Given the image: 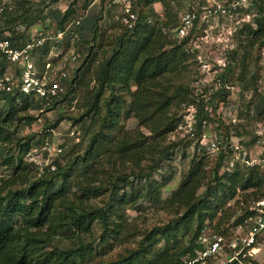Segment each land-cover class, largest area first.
Here are the masks:
<instances>
[{"label":"trees","instance_id":"trees-1","mask_svg":"<svg viewBox=\"0 0 264 264\" xmlns=\"http://www.w3.org/2000/svg\"><path fill=\"white\" fill-rule=\"evenodd\" d=\"M236 1L227 0V4ZM76 2L68 1L64 11L57 7L48 13L56 21V28L63 29L75 15ZM104 2L87 0L84 14L72 20L79 66L66 81V95L45 110H56V119L53 123L46 120L49 122L44 130L54 129L64 118L62 115L67 114L74 124H80L85 135L91 132L82 154L70 158L65 165L56 160L54 171L44 168L43 173L38 174L34 163L24 161L34 136L18 138L14 133L19 125L30 126L35 118L21 115L16 101L23 103L24 111L34 107L38 113L43 103L20 91L0 92L5 107L0 110V166L10 171L8 176L0 177V264H90L95 256L83 239L93 237L95 226L100 228L96 245L113 246L125 238L130 239L133 235L127 229L126 211L137 210L141 201L159 203L166 186L164 181L150 180V176L178 146L176 141L165 145L163 139L177 127V114L171 113V109L185 103L186 107L195 108L198 135L204 121H216L208 110L214 101L218 99V103L228 96L227 89L221 88L205 102L206 98H191L184 86L176 84L186 70L183 65L195 55L191 46L186 47L205 26L198 14L189 36L178 40L170 35V30L166 31L169 26L172 30L178 26L189 3L178 14L171 15V10L166 8L163 20L155 8L161 0H136L132 5L138 17L135 28L126 30L116 20L120 32L112 36L107 33L113 30V25L108 31L99 32L101 15L107 10ZM14 4L15 9L4 14L0 38L3 31H7L12 45L21 47L30 41L27 29L39 20L43 9L33 10L27 2L19 0H14ZM95 5L97 9L93 8ZM252 8H255L253 2L248 9ZM77 19L80 24L75 26ZM173 24L175 26H171ZM244 28L250 45L264 48V8L258 7L256 16ZM99 50L103 56L98 62ZM49 51L50 46L42 50L39 64ZM7 63L0 55V77ZM91 68L94 69L92 77H83ZM220 80L227 82V74H221ZM239 81L243 83L242 78ZM81 88L86 90L84 94L80 93ZM76 96L75 109L83 102V112L74 117L75 109L70 111L69 107ZM125 97L130 99L128 109H124ZM258 99L256 108L262 116L264 97L258 96ZM58 108L62 111L58 112ZM122 115L136 120L150 135L146 137L137 131L114 135ZM185 115L182 114L181 119ZM219 124L220 136L235 137L243 148L252 146L253 142L245 140L243 134L233 128L235 124ZM60 147L63 153L64 146ZM215 160L216 165L207 171L204 158L194 156L189 172L164 203L176 211L172 224L154 227L142 236L134 250L98 264H184L194 252L197 231L204 223L216 222L218 228L238 209L244 210L264 197V173L256 168H243L233 174H220L222 154L218 153ZM143 163H146L145 168ZM236 196H240V200L223 209ZM99 201L101 206L97 205ZM217 202L220 205L214 210L212 205ZM68 231H71L68 239L77 240L78 246L69 249L55 246V239Z\"/></svg>","mask_w":264,"mask_h":264},{"label":"rangeland","instance_id":"rangeland-1","mask_svg":"<svg viewBox=\"0 0 264 264\" xmlns=\"http://www.w3.org/2000/svg\"><path fill=\"white\" fill-rule=\"evenodd\" d=\"M19 1L27 2L29 7L33 8V10L43 9L39 20L27 29V32L32 35L36 32L49 31L56 28V21L53 20L51 13H48L57 7L62 11L66 10L68 1L72 0ZM162 1L163 0H161L155 8L158 14L162 16L160 19L164 20L166 17V8L171 10V15L178 14L183 8H186L191 0H164L165 3L169 5H164ZM85 2L87 3V0H77L74 6L76 13L69 19L67 24L71 23L75 17L84 14ZM251 2L255 3V8L240 10L237 15L232 18L221 19L215 17L199 19L200 22L203 21L205 23V26L201 30H198V37L194 42L186 47L189 49V46H191L195 50V55H192L183 65L186 67V70L176 80V84L184 86L190 93L191 98H195V96L198 95L197 93H200L202 95L201 98H206L205 102L211 98L216 90L226 88L228 96L224 100L219 99L220 102L218 103L216 102L218 99L215 100L212 107L208 109L209 112L214 114L216 121L214 123H209L210 126L206 128V131L211 135L216 134L217 137H221L218 131L219 123L224 124V126L235 124L233 128L243 134L245 140L253 142V146L260 139L261 135L264 134V115L260 116L256 108V104L259 100L258 96L264 97V48H259L256 44L254 46L250 45L244 27L245 24L252 22L253 17L256 16L258 12V7L264 8V0H251ZM93 3H95V0H93ZM93 8L97 9V6L95 5ZM101 16L102 18L99 23L100 33L108 31L112 25L114 26L113 30H110L107 34H112L113 36L120 32L119 25L116 21V13L113 10L103 11ZM171 26L175 25L173 24ZM168 30H170L169 33L171 35L172 28L170 26L166 29V31ZM71 32L76 34L75 31ZM73 38L74 35H69L65 38V53L77 49V39L73 40ZM107 50L108 48H106V51ZM101 53V50H99L97 57L98 62L103 56ZM40 56L41 55L37 57L38 60ZM205 65L207 68H204ZM6 69L5 72H10L7 67ZM92 74H94L93 68L83 77L86 76V78L89 79L92 77ZM221 74H227V82H222L220 80ZM241 78L243 79V83L239 81ZM134 89L135 88H132V90ZM85 91L86 90L83 88L80 89L81 94H84ZM107 95L108 92L106 93V96ZM125 98L127 105L124 109H128L130 106V99L128 97ZM28 103L31 102L29 101ZM16 104L23 110L22 108L24 105L20 100H17ZM82 104L83 102H81L80 108H74L75 110L72 112L74 117H77L83 112ZM186 105L187 103L180 104L171 109V113L177 114V127L171 133L164 135L163 139L165 145L176 141L178 146L170 152L166 160L162 161L150 176V180L158 182L164 181L166 184L165 188L161 191L159 203L151 204L148 201H141L137 210H127L125 213V218H127L126 223L128 224L127 229L133 236L130 237V239H123L121 243H114L113 246L107 245L105 247L104 245H96V238L100 233V228L95 226L93 237H85L83 239L86 246L93 249V256H95L94 261L90 264L106 262L115 259L118 255L127 250H134L138 247V242L145 233L150 232L156 226H164L168 223L172 224L175 221L176 211L164 206V203L170 198L172 193L178 189L184 176L189 172L191 161L194 156H196V158H204L207 171H211L216 165L215 157L218 156V153L206 155L202 152L197 154L194 142L187 139V133L184 130L185 124L183 123V119H181V115L187 114V109L192 106L186 107ZM2 108H5L4 101L0 97V110ZM21 110H19L21 115L27 114L35 118V121H33L30 126L29 124L19 125L15 129V132L14 128L12 129L18 138L34 136L30 151L24 157V161L28 164L34 163L37 166L38 174L43 173L42 170H44V168L50 169L51 166L55 167L54 162L51 163L50 160L53 156L49 155L47 151L43 149L45 142L50 144L53 149L60 147V145L64 146L63 153L57 157L54 156L52 159V161H60L62 165H65L70 158L82 154L87 148L91 132L85 135L80 124H74L73 120L69 119L67 114L62 115L64 118L57 123L54 129L44 130V125L49 122L46 120H50V122L53 123L56 119L55 112L42 115L38 113L34 107H29L28 110H23V112ZM193 110L195 111V108H193ZM38 120H40V122H38ZM71 130L75 131V136H70ZM128 131H137L145 134L146 137L150 135L147 130L138 126L136 120L122 115L120 117L119 127L113 134L118 136ZM255 137H257V139ZM232 138L236 140L235 137ZM12 151L16 153L17 149L12 148ZM47 162L50 166L46 165ZM142 167L145 168L146 163H143ZM219 173L222 174L221 170ZM8 174H10V171L0 166V177L8 176ZM203 191L204 189L200 190L199 194ZM219 196H222V194H219ZM240 198V196H236L235 199L229 201L223 209L234 206L235 202L240 200ZM97 205L101 206L100 201L97 202ZM219 205L220 202L213 204V209L215 210L216 206ZM212 224H216V222ZM70 233L71 231H68L59 235L55 239L54 245L62 249L77 247V240L68 239L71 235ZM179 235H182V231Z\"/></svg>","mask_w":264,"mask_h":264},{"label":"built area","instance_id":"built-area-1","mask_svg":"<svg viewBox=\"0 0 264 264\" xmlns=\"http://www.w3.org/2000/svg\"><path fill=\"white\" fill-rule=\"evenodd\" d=\"M99 1L101 0H95V2ZM135 1L105 0L104 4L107 10L116 13V20L123 28L132 31L138 20L132 7ZM250 4L251 0H238L232 4H227V0H191L187 9L181 14L178 26L172 30V34L177 39L189 36L198 14L199 19L220 16L232 18ZM14 9L13 0H0V31L5 12ZM79 24L80 19H77L74 25ZM71 27L72 23H69L63 29L54 28L36 32L31 35L30 41L21 47L13 46L9 32L3 31V36L0 38V55L7 60V68L10 72H5L0 77V92L12 94L20 91L41 100L43 108L40 113H44L47 108H51L56 101L66 95V83L71 79L70 74L79 66V57L75 49L65 53V38L69 35H74L73 40L77 38L76 34L71 32ZM56 45L60 47L56 49L54 47ZM46 46H50V51L39 64L37 57ZM204 68L207 66L205 65ZM197 94L196 96H202L200 93ZM77 102L78 96L70 102L69 110L73 111ZM55 111L49 110L44 114ZM57 111L60 112L62 109L58 108ZM194 114L193 107L187 109L183 123L187 139L194 142L197 154L221 153L222 173L233 174L243 168H256L264 173V135H261L255 145L243 148L238 139L217 137L216 134L208 133L206 128L210 125L206 121L202 123L201 133L197 135ZM70 136H75L74 130H71ZM43 149L53 157L62 153L60 147L53 149L46 142ZM53 157L50 158L51 163L54 162ZM47 163L46 165L50 166ZM50 170L54 171L55 167L51 166ZM184 264H264V197L244 210L238 209L224 225L218 228L217 224L204 223L197 231L194 252L185 259Z\"/></svg>","mask_w":264,"mask_h":264}]
</instances>
